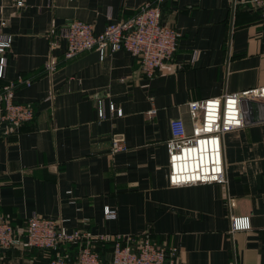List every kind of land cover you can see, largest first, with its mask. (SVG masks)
<instances>
[{
	"label": "crops",
	"instance_id": "0c3cea01",
	"mask_svg": "<svg viewBox=\"0 0 264 264\" xmlns=\"http://www.w3.org/2000/svg\"><path fill=\"white\" fill-rule=\"evenodd\" d=\"M145 1L0 0V30L12 35L5 79L30 78L15 100L34 109L13 132L0 120V214L19 229L33 213L93 235L148 229L159 245L177 248L171 264H264V108L262 119L223 134L225 183L169 185L165 145L172 119L191 131L190 101L264 85V17L249 0H164L177 47L150 77L126 49L63 56L60 31L70 20L100 31ZM51 56L57 64L47 72ZM114 134L127 149L112 154ZM105 206L115 218H105ZM230 216H248L250 228L231 232ZM93 246L107 264L111 242ZM79 247L59 251L75 258ZM51 256L18 247L0 250V264H48Z\"/></svg>",
	"mask_w": 264,
	"mask_h": 264
},
{
	"label": "built area",
	"instance_id": "2783aa9c",
	"mask_svg": "<svg viewBox=\"0 0 264 264\" xmlns=\"http://www.w3.org/2000/svg\"><path fill=\"white\" fill-rule=\"evenodd\" d=\"M22 6L25 0H14ZM164 0H146L133 14L109 22L100 31L92 23L72 19L61 28L66 41L65 58L73 57L87 49H97L101 54L110 50L126 49L140 58L142 73L150 77L167 60L171 59L176 47L178 31L162 19ZM252 7L260 10L264 17V0H249ZM6 21L0 20V25ZM12 35L0 30V120L8 132L33 119L34 109L30 104L15 100V92L21 86H29L31 80L24 75L5 79L7 56ZM57 59L53 56L44 62L47 72L54 71ZM246 100L264 102V85L222 96L193 100L188 103L192 122L191 131L186 130L181 118L170 121V137L166 140L168 159V182L171 186L205 183H225L222 151V136L243 127L248 118L243 109ZM99 118H104V105L96 100ZM109 109L121 115V109L113 103ZM155 110L147 114L152 116ZM127 147L117 134L111 137L110 152L124 151ZM228 206L234 205L228 199ZM105 218L113 219L116 211L109 206L103 210ZM231 232L248 230V216H230ZM110 241L111 258L108 264H171L177 248H166L156 243L148 229L140 234L115 232L93 235L88 230L68 231L58 219L39 216L35 213L26 218L24 229L15 227L0 214V250L18 247L39 248L53 252L48 264H102L93 243ZM67 243H79L75 259L61 255L59 249Z\"/></svg>",
	"mask_w": 264,
	"mask_h": 264
},
{
	"label": "water",
	"instance_id": "95a60500",
	"mask_svg": "<svg viewBox=\"0 0 264 264\" xmlns=\"http://www.w3.org/2000/svg\"><path fill=\"white\" fill-rule=\"evenodd\" d=\"M163 16V15H162ZM247 110H246V115L248 118V121L253 122L258 119H262L258 113V110L260 107L264 108V102L258 101V100H246L245 101ZM260 117V118H258ZM264 119V118H263Z\"/></svg>",
	"mask_w": 264,
	"mask_h": 264
},
{
	"label": "trees",
	"instance_id": "16d2710c",
	"mask_svg": "<svg viewBox=\"0 0 264 264\" xmlns=\"http://www.w3.org/2000/svg\"><path fill=\"white\" fill-rule=\"evenodd\" d=\"M0 85H1V82H0ZM96 251H98L97 249H95ZM110 251L112 252V245H111V248H110ZM99 253V252H98ZM100 255V254H99ZM53 256H54V254H53ZM53 256H51V257H53ZM68 258V257H67ZM76 258V257H75ZM75 258H70V259H75ZM100 260H101V263L103 264V262H102V259H101V257H100ZM110 261V260H109ZM109 263V262H108ZM107 263V264H108Z\"/></svg>",
	"mask_w": 264,
	"mask_h": 264
}]
</instances>
